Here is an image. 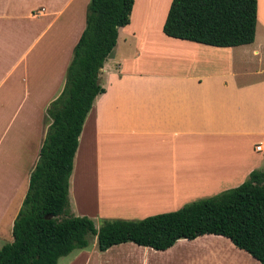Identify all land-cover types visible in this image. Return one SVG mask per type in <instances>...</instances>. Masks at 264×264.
I'll return each mask as SVG.
<instances>
[{"label":"crops","instance_id":"1","mask_svg":"<svg viewBox=\"0 0 264 264\" xmlns=\"http://www.w3.org/2000/svg\"><path fill=\"white\" fill-rule=\"evenodd\" d=\"M90 1L0 0V86L49 34L43 49L57 51L53 66L66 73ZM171 2L134 0L129 24L118 30L100 74L105 92L86 117L74 157L72 216L133 221L170 213L264 170V0H257L254 42L229 48L167 37ZM45 120L34 164L14 175L10 196H0V228L7 208L27 192ZM6 236L11 242L0 233V248ZM77 263L260 264L217 235L181 239L165 251L133 243L79 250L69 264Z\"/></svg>","mask_w":264,"mask_h":264},{"label":"trees","instance_id":"2","mask_svg":"<svg viewBox=\"0 0 264 264\" xmlns=\"http://www.w3.org/2000/svg\"><path fill=\"white\" fill-rule=\"evenodd\" d=\"M134 0H91L86 26L73 50L64 88L46 109L50 122L27 192L13 222L0 264H57L96 238L99 252L133 243L165 251L181 239L203 235L229 239L264 264V170H254L236 188L143 220H113L96 228L85 216H68L69 179L79 137L97 96L100 74L118 30L129 24ZM257 0H172L163 33L173 39L229 48L254 42Z\"/></svg>","mask_w":264,"mask_h":264},{"label":"rangeland","instance_id":"3","mask_svg":"<svg viewBox=\"0 0 264 264\" xmlns=\"http://www.w3.org/2000/svg\"><path fill=\"white\" fill-rule=\"evenodd\" d=\"M49 35L41 45L38 44L30 52L28 62L14 71L8 78L7 83H4L5 85L0 86V196L12 194L14 175L18 174L19 176L20 172L29 163H32V154L38 142V135H40L43 127L42 121L46 115V109L64 88L66 73L57 71L53 66L56 63L57 51L43 49ZM58 59H60V56H58ZM4 72V69H0V76L4 75ZM61 76L64 80L62 86L60 84ZM45 122L46 126L50 123L46 120ZM24 194L25 190L19 194L13 205L7 208L9 213L0 228V233L11 236V227L7 224L9 222L12 224V221L18 215ZM68 200H70L71 206L68 204L66 214L72 216L70 214L73 209L71 195H69ZM0 202L1 206L5 201ZM145 218L133 219V221ZM91 220H93L95 227L99 228L104 222L116 219L97 217L95 219L91 218ZM6 238L4 241L9 242V237L6 236ZM83 250L87 252L95 250L98 253L95 237L88 238V246ZM77 253H79V250L60 258L57 264H69Z\"/></svg>","mask_w":264,"mask_h":264},{"label":"built area","instance_id":"4","mask_svg":"<svg viewBox=\"0 0 264 264\" xmlns=\"http://www.w3.org/2000/svg\"><path fill=\"white\" fill-rule=\"evenodd\" d=\"M260 148H261L260 146L256 147L257 150H259Z\"/></svg>","mask_w":264,"mask_h":264}]
</instances>
